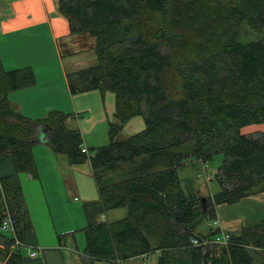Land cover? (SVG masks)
I'll return each mask as SVG.
<instances>
[{
	"label": "trees",
	"instance_id": "1",
	"mask_svg": "<svg viewBox=\"0 0 264 264\" xmlns=\"http://www.w3.org/2000/svg\"><path fill=\"white\" fill-rule=\"evenodd\" d=\"M57 10L70 34L93 40L95 63L66 72L65 81L71 95L113 94L108 144L82 153L67 116L50 111L31 121L9 108L7 94L31 86L34 76L26 67L4 71L0 63V157L9 155L16 173L36 178L30 149L42 134L70 165L89 163L98 200L82 207V264L151 253L156 264H264V220L229 236L225 246L190 245L191 238L216 234L196 232L215 206L264 196V135L239 133L264 123V0H57ZM243 26L260 40L240 44ZM134 117L142 118L143 130L116 140ZM218 154V190L203 203L187 201L177 167L188 159L207 164ZM101 171L115 180L102 184ZM3 208L15 220L13 238L0 232V243L13 247L6 264H20L14 240L30 223L9 176L0 177V221ZM120 208L123 219L96 220Z\"/></svg>",
	"mask_w": 264,
	"mask_h": 264
},
{
	"label": "crops",
	"instance_id": "2",
	"mask_svg": "<svg viewBox=\"0 0 264 264\" xmlns=\"http://www.w3.org/2000/svg\"><path fill=\"white\" fill-rule=\"evenodd\" d=\"M69 37L68 23L58 13L57 0H0V63L2 69L9 71L26 67L32 71L34 76L31 86L7 94L6 100L9 108L31 121L42 120L50 110L67 116L64 122L66 128L76 130L80 135L81 145L89 150L98 148V144H102V140L106 137L107 122L112 120L114 112V96L109 92L100 94L96 90L73 95L68 93L65 74L74 71V68L72 62H69L70 69L64 68L58 40ZM12 42L16 44L13 47ZM19 53H21L19 56L15 55ZM143 128L142 119L134 117L122 127L121 131L127 130L130 134L128 136H131L141 132ZM239 133L245 136L255 133L264 135V123L242 127ZM42 138V134L37 136L30 149L36 178H31L26 173H16L9 155L0 157V177H11L20 188L30 223L29 229L19 236V244H14L20 257V264H67L59 236L69 233L70 229H57L50 216L48 202L57 201L54 197L56 193H60V200L64 201H70L71 194H78L83 199L88 198L86 202H95L98 200V189L88 162L80 165H70L64 162L57 156L61 154L51 153ZM190 164H195L202 169L206 167V164L195 159L185 160L180 166ZM84 172L89 173L93 190L89 180L81 176L85 175ZM66 176H71L72 183L66 184L68 180ZM176 177L186 199L180 186L177 169ZM85 180L89 185V190L83 187ZM205 180L210 181L209 177H205ZM196 195L206 198L200 192H196ZM192 198L193 195L186 200L190 201ZM77 200L76 197H72V201ZM244 203L250 207L245 213L239 215L222 213V216L218 213L221 216L218 220L224 234L238 236L242 229L255 228L264 220V196L259 192L236 203L222 205L234 207L244 205ZM74 210L79 212L77 208ZM115 210H123V216L109 222L102 219L104 214ZM104 214L96 220L109 224L123 219L126 210L124 208L113 209ZM85 226L84 218L83 230ZM32 252H35L33 256L30 255ZM82 252L77 256L78 261H74L73 264H82ZM149 255L153 256V264H156V253L124 261L102 262L123 264V262L128 263L133 260L141 264L140 262L148 260Z\"/></svg>",
	"mask_w": 264,
	"mask_h": 264
},
{
	"label": "rangeland",
	"instance_id": "3",
	"mask_svg": "<svg viewBox=\"0 0 264 264\" xmlns=\"http://www.w3.org/2000/svg\"><path fill=\"white\" fill-rule=\"evenodd\" d=\"M69 38L65 39H59L58 44L61 52L62 62L65 69H70V63L72 62V67L75 70L87 68L95 63V58L92 52V43L93 40L86 34V33H75L70 34ZM261 38L260 33H256L255 31L251 30L247 26H243L240 32L239 37L237 38V41L240 44H247L259 41ZM12 47L16 44L14 42L11 43ZM18 47V46H16ZM91 49V50H90ZM19 54H15L16 56H19ZM55 111V110H50ZM48 111V112H50ZM141 118V117H140ZM142 119V118H141ZM143 121V120H142ZM108 128V122L107 126ZM108 129H106V137L102 140V144H98L99 147L105 146L108 144ZM130 135L127 130L121 131L116 137V140H121L125 137H128ZM97 146V147H98ZM95 147V146H94ZM52 153V151H51ZM54 154V153H52ZM61 160L64 162H67L64 155H57ZM221 155H214L212 159L206 164L205 169H202L198 167L197 165H184V166H178L177 167V176L180 180V186L185 193L186 199H190V197L193 195V198L197 197L196 192H200L202 196L204 197H210L212 194H214L218 187L216 183L213 180V175L215 174L217 167L219 166L221 162ZM84 167V166H83ZM85 175H81L85 178H87L90 181L89 173ZM101 176V183L106 184L107 181L109 183L113 182L115 180L113 175L107 174L105 171L100 172ZM68 180H66L67 183H72L71 176H66ZM205 177H209L210 181H206ZM83 187L89 190V185L87 181L85 180V183L83 182ZM92 190H93V184H92ZM193 190V193H192ZM67 194H65L66 196ZM88 195V194H87ZM191 195V196H190ZM76 197L77 201H72V197ZM190 196V197H189ZM55 199L57 201H51L48 202V208L50 209V216L53 219L55 226L57 229H70L69 233L62 234L63 236H59L60 238V244L62 248V253L64 254L65 261L67 264H73V262L76 260L78 261V255L83 251L84 247V237H83V226H84V217L81 211V205L88 201V198H82L78 194H71L70 201H64L60 200L61 194L56 193L54 195ZM198 198V197H197ZM246 203L236 205L234 207H228L227 205L222 206H215L213 210V215L210 218L204 219L197 227L196 232L200 234H207L209 232L215 231V229L211 226V221L213 219L218 220L221 219L222 213L223 214H233L237 213L239 215L240 213H245L250 209L249 206L245 205ZM83 206V205H82ZM77 208L79 212L77 213L74 208ZM204 207H207V202H204ZM123 210H115L107 212L103 215L102 219L105 221H114L123 216ZM217 212V213H216ZM221 216H219V214ZM219 221V220H218ZM220 224V222H219ZM221 228V225H220ZM5 236H9V233H3ZM77 246V248H76ZM79 247V249H78ZM13 247H5L2 243H0V264H6L7 261L10 259L11 251ZM216 251L219 250L218 247L215 248ZM23 253V252H22ZM83 253V252H82ZM89 262H92V264H110L105 263L98 260H88ZM140 262V261H138ZM141 264H153V256L149 255L148 260L146 262H140ZM123 264H138L137 261H128L123 262Z\"/></svg>",
	"mask_w": 264,
	"mask_h": 264
},
{
	"label": "built area",
	"instance_id": "4",
	"mask_svg": "<svg viewBox=\"0 0 264 264\" xmlns=\"http://www.w3.org/2000/svg\"><path fill=\"white\" fill-rule=\"evenodd\" d=\"M80 151L82 153H86V149L84 146H80ZM14 224L15 220L14 218L9 214L8 210L3 208L2 211V219L0 221V232L2 233H9L13 238V231H14ZM211 226L217 231L216 234L209 240L206 239H196L191 238L190 239V245L193 247H199V246H225L229 240V236L224 234L223 231L220 228L219 221L216 219H213L211 221ZM14 244L18 245L19 242L14 240ZM35 252H32L30 255L33 256Z\"/></svg>",
	"mask_w": 264,
	"mask_h": 264
},
{
	"label": "water",
	"instance_id": "5",
	"mask_svg": "<svg viewBox=\"0 0 264 264\" xmlns=\"http://www.w3.org/2000/svg\"><path fill=\"white\" fill-rule=\"evenodd\" d=\"M199 200H200V202H201V203H203V201H204V198H202V197H199Z\"/></svg>",
	"mask_w": 264,
	"mask_h": 264
}]
</instances>
